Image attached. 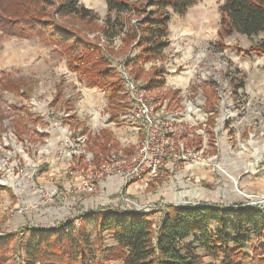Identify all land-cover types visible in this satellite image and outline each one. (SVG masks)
Segmentation results:
<instances>
[{
	"label": "rangeland",
	"instance_id": "obj_1",
	"mask_svg": "<svg viewBox=\"0 0 264 264\" xmlns=\"http://www.w3.org/2000/svg\"><path fill=\"white\" fill-rule=\"evenodd\" d=\"M77 1L97 16L92 24L59 17H54V21L64 25L70 32L86 36L97 44L104 57L109 59L111 56L116 59L119 66L129 53L123 49L122 42L115 44L117 37L114 36L120 30L110 32L105 29V1ZM222 2L198 0L184 17L172 15L168 35L170 45L163 53L162 59L153 63V69L159 67V70H163L159 77L165 80L163 86L149 88L147 82L153 74L152 65L144 66L143 73L137 78L131 72L134 67L127 69L124 65L131 79H139L144 83L149 97L157 106L166 103L170 111H175L188 94L193 95L189 96L194 99V103L200 102L203 105V112L208 114V118H213L212 123L209 122V126L206 123L204 131H201V125L191 127V137L186 136V128L182 129V134L186 139L185 147L193 153L202 151L199 157L211 166L190 168L182 162H174V167L170 168L165 161L156 177L129 184L126 188L118 181L121 180L118 175H104L92 193L77 189L79 182L75 179L76 175L87 170L100 172L109 156L122 153L128 156L124 150L129 148L133 153L140 141L139 134L134 132L133 140L120 143L108 127L111 114L105 101H102L95 112L78 107L77 110L80 111L77 120L84 122L85 127L78 129L74 127L73 121H70L69 125L76 134L84 132L86 151L92 154V160H73L69 168H66V161L57 166V141L61 138V123L58 118L62 117L65 111L59 109L60 106H52V100L59 89L64 96L73 99L76 105V95L79 94L80 97V92L84 93L86 88L77 82L75 75L67 72L64 60L57 52L58 47L44 44L36 38H6L0 33V77L23 82L21 92H24L23 97H20L8 92L2 93L0 89V168L11 172L13 165L20 162L21 168L26 171H23L25 173L20 177L16 173L12 176H9L10 173L7 176L3 172L0 174V188H4L0 191V239L3 238V246H0V264H49L30 259L26 254L24 242L33 227L29 230L19 229L18 223V218L21 217L32 224L43 222L42 228L51 230L55 228H50L51 226L69 218L70 214L65 211L68 208L55 212L60 209L58 199L52 208L54 213L47 210V204L43 200L37 203L35 192L41 189L46 191L58 187L72 190V193H68L66 199H63L76 206L73 211L76 219L74 222H69V219L66 226L72 236L78 233L89 234L93 248L97 232L85 216L92 212L101 211L106 214L114 210L139 213L134 208L125 206V200L138 207L146 206L141 214L149 216L154 230L169 216L170 208H178V204L179 207L184 206V209L191 210L199 209L196 208L198 204H211L224 210L247 208L264 213V56L245 53L264 39V35L247 39L234 34L222 38L221 42L216 44L220 26L218 8ZM47 11L51 13L53 9L47 8ZM102 36L106 39L105 50L100 46ZM71 41L74 42V39ZM219 44L224 47L217 46ZM133 55H136V52H133ZM113 68L120 76L117 67ZM122 82L126 93L123 79ZM126 103L128 105V101ZM28 114L33 116L37 123L34 119L28 121ZM56 120L58 126L48 128V123H55ZM16 127H21V132H25L21 136L23 142L17 138L19 133L16 132ZM121 127V123L116 126ZM52 141L56 147L51 152L49 145ZM217 165L225 170L229 177L217 171ZM33 169V182L28 183L26 175ZM185 170H189L192 175H189V172L187 174ZM5 177L10 180L2 181ZM111 180L115 182V187L110 185L112 190L106 188L107 182ZM121 189L124 193L123 201L119 198ZM23 190L25 194H22ZM20 194L22 199L18 197ZM23 197L31 199L26 202L22 201ZM35 204L37 208L33 207ZM43 212H46V215L37 218ZM193 240L192 238L189 242ZM103 245H113L108 235L104 236ZM199 253L202 254V251L199 250ZM204 262L211 261L204 259Z\"/></svg>",
	"mask_w": 264,
	"mask_h": 264
},
{
	"label": "trees",
	"instance_id": "obj_2",
	"mask_svg": "<svg viewBox=\"0 0 264 264\" xmlns=\"http://www.w3.org/2000/svg\"><path fill=\"white\" fill-rule=\"evenodd\" d=\"M104 1L107 8L105 29L110 32L119 29L121 33L114 37L123 34V49L129 53L124 58L125 67L133 66L131 72L137 78L143 73L144 66L152 65L153 74L147 82L149 88L163 86L165 80L159 78L163 70L156 66L153 69V63L162 59L170 45L168 35L172 15L184 17L198 0ZM222 1L218 8L220 26L216 44L234 34L247 39L264 35V0ZM47 8H52L53 12H48ZM54 17L92 24L97 16L77 0H0L1 35L24 40L36 38L58 47L57 52L68 73L75 74L79 84L103 92L110 121L119 124L118 115L127 106V94L113 62L104 57L97 44L78 32H70L64 25L56 23ZM217 46L224 47L222 44ZM245 53L264 56V39ZM22 85L18 79L0 77L2 93L23 97ZM51 105L60 106L64 115L68 114L67 118H58L63 124L69 125L74 120L73 106L64 100L61 90L58 89ZM28 117V121L35 120L30 114ZM212 119L209 116L208 126ZM73 125L77 127L78 123ZM16 128L17 138L22 141L25 132H21V127ZM2 190L4 188H0ZM85 217L97 232L95 248L89 234L72 236L66 226L68 222L51 230L43 226L37 230L33 228L24 242L26 254L30 259L49 264H264V213L259 210L171 207L169 216L156 230L149 216L141 213L114 210L102 214L98 211ZM23 223L19 229H32L30 222ZM105 235L111 238L112 246L104 247ZM192 238L194 240L189 242ZM2 239L0 246H3ZM204 259L211 262L205 263Z\"/></svg>",
	"mask_w": 264,
	"mask_h": 264
},
{
	"label": "built area",
	"instance_id": "obj_3",
	"mask_svg": "<svg viewBox=\"0 0 264 264\" xmlns=\"http://www.w3.org/2000/svg\"><path fill=\"white\" fill-rule=\"evenodd\" d=\"M122 35L123 34L116 36L117 38L115 40V44L117 43L119 45L121 43L120 37ZM93 37H95V35ZM104 42H106V39L102 36V41L99 43L100 46H103V50L106 49ZM108 58L113 62V65L117 67L118 73L125 82L128 105L127 108L119 114V122L125 128L131 129L133 133L135 132L137 135L139 134L140 141L138 142V146L136 147L135 151H133L131 155L124 156L121 154H114L109 156L107 158L108 160L105 161L104 165L100 168V172L98 171L95 173L92 172V170L79 172L75 177L77 182H79L77 189L87 193H92L96 190V186L104 175L113 176L114 174L120 177L122 187L126 188L129 184L156 177L158 170L164 166L165 161H167V166L170 168L174 167V162H182V164L187 165V167L190 168L210 167L211 165L207 164L206 160L202 161L199 157V154L202 151L193 153L185 147L184 140L186 139L182 134V129L186 128V136H193V134L190 133V128L195 125H201V131H204L203 129L206 127L208 114L203 112V105L200 102L197 104L196 102L194 103V99L189 96L191 94H188L183 98L182 102L179 104V108H177L175 111H170L167 108L166 103L159 104L157 106L155 101L149 97V92L146 91L144 83H142L139 79H131L127 75L124 68V60L118 66L116 59L112 58L111 56ZM199 116L202 117L200 118ZM62 117H67V115L63 114ZM58 122L61 123L62 126L61 124L59 125L61 130V138L57 141V150L59 156L55 160L56 165L58 166L61 162L66 161V168H69L73 164V160H84L85 162H91L92 154L86 151V137L83 135L84 132L76 134V132L72 130L69 125L63 124V122L59 119ZM58 122L57 120L55 123L49 122L48 128L53 126L55 127V125L58 126ZM55 147L56 145L54 146L52 143L49 145V148ZM3 163L7 165L6 162ZM216 169L227 176L225 170L219 168V165L216 166ZM23 171L25 170L21 168L20 162H17V165H13L11 172L4 171V168H0V174L3 172L5 176H7L8 173H10L9 176H12L14 173H16L20 177L26 172ZM28 173L29 174L26 175L28 183L33 182L35 169ZM6 180H10V178L5 177L2 179V181ZM27 188L30 190L29 184H27ZM63 189L52 187L46 191L41 189L36 190L35 192L37 203L43 200L44 203L47 204V210H51L50 212L54 211L52 208L55 206V202H57L56 199H58L60 202V209H56L55 212H58L57 210L63 211L65 208H68L65 211L70 214L69 218L66 221L57 222L56 225L64 223L66 224L69 219V222H74L76 219L74 218L75 214L73 212L75 211L76 206L74 207L73 203L69 204L65 200V196L68 193H72V190ZM122 189L120 191L119 198L123 201L122 197L124 193ZM24 192L25 191L23 190L22 194H24ZM20 196L21 194L19 197ZM125 201L127 202V205L125 206H130L139 211V213H141L144 208H146V206L138 207L135 204L129 202V200ZM179 205L180 204L176 206L178 208L184 207H179ZM196 206V208H217V206L211 204H198ZM33 207L37 208L38 206L35 204ZM45 215L46 212H43L37 218H43ZM42 223L30 224L31 227L39 229L42 227ZM56 225H53L50 228L55 227Z\"/></svg>",
	"mask_w": 264,
	"mask_h": 264
},
{
	"label": "crops",
	"instance_id": "obj_4",
	"mask_svg": "<svg viewBox=\"0 0 264 264\" xmlns=\"http://www.w3.org/2000/svg\"><path fill=\"white\" fill-rule=\"evenodd\" d=\"M189 12V11H188ZM188 14V13H187ZM186 14V15H187ZM64 64H65V62H64ZM66 67V66H65ZM67 70V69H66ZM68 72V71H67ZM71 74V73H70ZM72 75V74H71ZM73 75H75V74H73ZM75 77H76V75H75ZM77 79V78H76ZM83 87H85L86 88V90L84 91V93L83 92H80L81 94H80V97H78V95L79 94H77L76 96H77V100H76V105H75V101L73 100V99H71V98H68V96H64V100H68V101H70V103L72 104V108H73V111L71 112V113H74L75 114V116H74V120H73V122H76V123H78V126L76 127V128H78V129H82V128H84L85 127V124H84V122H82V121H80L79 119L77 120V118H79V111L80 110H77L78 109V107L79 108H82V109H88V110H91L92 112H95L94 110L97 108V107H100V105H101V103H102V101H105L106 102V100H105V98H104V93L103 92H101L99 89H96V88H87L86 86H84V85H82ZM98 105V106H97ZM101 109V108H100ZM101 111H102V109H101ZM64 114H65V112H64ZM107 115H108V113H106ZM67 115V117H68V114H66ZM98 115H100V114H98ZM66 117V118H67ZM200 118L202 117V116H199ZM96 119H98V117H96ZM118 125V124H117ZM115 123H113L112 121H110V123H109V129L110 130H112L113 131V133H114V135L115 136H117L118 138V140L120 141V143H126V142H130L131 140H133L134 138H135V135H134V133L131 131V129H129V128H125L122 124V126L123 127H121V128H116V126H117ZM70 126V125H69ZM117 129H121V130H117ZM98 143H101V141H97ZM52 145H56V144H54V142L52 141ZM121 147V146H120ZM119 147V148H120ZM50 150H51V152L54 150V148H50ZM123 150H124V147H123ZM125 151V153H126V155H130V154H128V152H130V151H132L131 150V148H129L128 150H124ZM50 152V153H51ZM49 153V154H50ZM122 153V152H121ZM122 155H123V153H122ZM50 157H52V156H50ZM50 161L53 163L54 162V160H51L50 159ZM187 169H189V168H187ZM185 171H187V174H188V172L190 173V171L189 170H185ZM189 175H192V173H190ZM184 177L186 178V176L184 175ZM119 182H121V180H118ZM113 185V187H115V182H114V180H111L110 182H107V184H106V188H109V189H111L112 190V188L110 187V185ZM102 189H105V188H102ZM26 192H24V194H25ZM3 194V193H2ZM19 197V196H18ZM20 198L22 199V196H20ZM31 198L30 197H23V200L22 201H26V202H28V200H30ZM19 220H18V223H20V226L21 225H23L24 223H23V218H21V217H19L18 218ZM20 221V222H19ZM19 226V227H20Z\"/></svg>",
	"mask_w": 264,
	"mask_h": 264
}]
</instances>
